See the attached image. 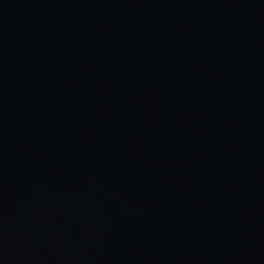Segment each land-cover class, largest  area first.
<instances>
[{"label":"water","instance_id":"obj_1","mask_svg":"<svg viewBox=\"0 0 264 264\" xmlns=\"http://www.w3.org/2000/svg\"><path fill=\"white\" fill-rule=\"evenodd\" d=\"M0 264H264V0H0Z\"/></svg>","mask_w":264,"mask_h":264}]
</instances>
